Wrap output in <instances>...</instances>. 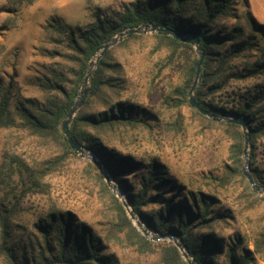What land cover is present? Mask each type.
I'll use <instances>...</instances> for the list:
<instances>
[{
  "label": "trees",
  "instance_id": "obj_1",
  "mask_svg": "<svg viewBox=\"0 0 264 264\" xmlns=\"http://www.w3.org/2000/svg\"><path fill=\"white\" fill-rule=\"evenodd\" d=\"M33 1L16 0L14 3L31 4ZM239 1L131 0L116 14H96L84 27H71L57 20L50 22L48 26L58 33V41L69 53H66V59L73 64L70 70H64L61 63L49 67L37 79L38 87L45 93L43 99L29 97L15 105L12 101L13 77L8 83L0 79V127L24 131L38 139L42 146H55L58 150L49 158L37 160L39 164L35 166L26 158L6 150L0 164V188H4L0 195V264H121L120 255L114 248L115 239L135 249L139 256L155 254L154 264H189L173 241L155 242L137 229L100 173L97 175L110 194L117 215L107 233L98 232L75 212L54 205L31 224L38 234L37 247L31 238L22 242L15 236L16 220L23 211V198L28 192L41 190L44 187L42 180L47 175L60 171L70 156L77 155L63 133L62 124L73 106L88 62L107 41L127 28L156 23L200 39L205 59L201 80L195 89L196 100L215 114H232L247 122L251 135L250 165L256 180L264 185V173L257 160L259 149L264 154V83L247 86L244 92H231L228 100L220 97L223 90L249 76L238 69L237 62L242 61L243 51L253 46L251 37H244L242 24L228 25L231 20L241 19ZM4 10L0 7V12ZM133 36L137 35L131 34L127 38ZM156 37L175 50L180 47L189 50L184 82L175 91L180 95L179 106L187 104L204 121L224 127L234 143L230 149L233 165L227 166L222 180L228 182L240 177L249 190L242 170L245 138L241 127L214 121L189 103L187 93L198 64L193 46L164 34ZM111 56L112 50H107L100 59L86 95L80 100L81 108L70 123L74 140L97 155L146 226L159 234L176 236L199 264H256L259 257H264V226L254 239L253 247L247 235L241 232L222 234L220 229L230 224L231 215L215 212L216 196L189 189L170 176L158 158L138 159L109 144L110 134L150 125L151 114L146 107L129 99L110 103L112 99L105 91L112 89L114 84L105 78L103 71L106 66L117 67L109 62ZM253 66L255 74L264 73L262 59ZM98 102L106 107L93 109ZM166 102L170 104L169 98ZM15 175L27 178V188L9 185ZM260 200L264 201V198ZM150 205L158 207L146 210Z\"/></svg>",
  "mask_w": 264,
  "mask_h": 264
},
{
  "label": "rangeland",
  "instance_id": "obj_2",
  "mask_svg": "<svg viewBox=\"0 0 264 264\" xmlns=\"http://www.w3.org/2000/svg\"><path fill=\"white\" fill-rule=\"evenodd\" d=\"M130 1L34 0L31 4H15L16 0H0V7L6 9L0 12V79L8 83L13 77V105L29 97L43 99L45 93L38 87L37 79L47 72L49 67L61 63L67 71L73 66L66 59L68 52L58 41V33L48 26L51 21L57 20L75 28L84 27L93 21L96 14H116ZM238 13L240 21L234 19L229 21L228 25L242 24L244 37H251L249 40L253 46L245 49L242 61L237 62L238 69L249 76L223 90V95L220 96L223 100H228L231 92H244L247 86L264 83V73L255 74L253 70L256 62L261 59L264 61V0H240ZM129 35L131 34L124 36L108 49L112 50L109 62L117 67L104 68L105 78L111 79L114 84L113 88L106 89L105 93L112 99L110 103L129 99L146 107L154 116L150 114L148 126L127 128L120 133L110 134L107 139L109 144L125 154L135 155L138 159L158 158L165 164L170 176L177 178L189 189L203 190L216 196L215 212L231 215L230 224L223 225L220 229L222 234L241 232L247 235L250 246L253 247L254 239L259 236L264 226V201L260 200L264 195L251 186L244 172L249 190L240 177L232 178L228 182L222 180L227 166L233 165L230 151L234 143L232 137L223 126L212 125L201 119L187 104L179 106L180 95L175 91L184 82V69L190 57L189 50L184 47L175 50L174 47L162 43L156 37L161 35L158 33H133L137 36L127 38ZM89 64L90 61L78 90L85 80ZM97 69L98 64L94 72ZM190 89L191 87L187 93L188 99ZM166 98H169L171 106L166 102ZM171 98H174V101ZM105 107L100 102L93 105V109ZM6 150L26 158L32 166L38 165L42 159L49 158L58 151L55 146H42L38 139L24 131L0 127V164ZM250 156L251 146L249 164ZM242 158L244 170V153ZM257 160L264 173V154L261 149L258 150ZM97 173L100 171L91 159L77 152L76 156H70L66 160L60 171L47 175L42 180L44 187L41 190L28 192L23 198V211L18 215L15 226L17 240L26 242L31 238L37 247L35 240L38 234L31 224L39 214L54 205L75 212L98 232L107 233L112 222L117 220V215L110 194L104 189ZM102 178L107 184L103 176ZM27 184L26 177L15 175L9 185L22 189L24 186L27 188ZM107 186L110 192L118 197L108 184ZM3 189L0 188V195ZM250 190L256 194H252ZM119 200L121 201L120 198ZM153 207L157 208L158 205H150L146 210ZM152 231L156 238L164 236ZM114 241V248L122 260L121 264L156 262L155 254L139 256L135 249L122 245L116 239ZM152 241L171 240L160 238ZM256 264H264V257H259Z\"/></svg>",
  "mask_w": 264,
  "mask_h": 264
},
{
  "label": "water",
  "instance_id": "obj_3",
  "mask_svg": "<svg viewBox=\"0 0 264 264\" xmlns=\"http://www.w3.org/2000/svg\"><path fill=\"white\" fill-rule=\"evenodd\" d=\"M158 33V34H164L167 36H170L172 38H175L181 42L190 43L194 48L198 56V64H197V70H196V76L194 78L193 84L191 86V89L189 91V102L190 104L197 108L202 114L216 120V121H225L228 123H235L238 124L244 133L245 138V146H244V156L246 159V162L244 164V174L247 177L249 183L251 186L257 190L259 193H262L264 195V186L260 185L257 180L255 179L250 164H249V151H250V141H251V135L250 131L248 129V124L245 120L236 117L232 114H215L204 107L200 105V103L196 100L195 97V89L200 81L203 63L205 59V52L201 46L200 39L197 36L184 34L181 32H178L177 30L165 27L156 23H147V24H141L137 27H131L127 28L115 36H113L109 41H107L91 58L90 64L85 76V80L83 81L80 89L77 92L75 101L73 103V106L71 110L68 112L63 124H62V130L65 134L67 141L69 142L70 146L73 150L77 151L79 154L83 156H88L91 161L98 167L100 173L106 180L107 184L114 190L116 195L121 199L123 206L125 207L129 218L131 221L137 226V228L146 236L147 238L151 240H158L160 238H168L169 240L173 241V243L180 249L182 252L185 260L189 264H199L195 258H193L188 250L183 247V245L180 243L179 239L171 234H166L164 236H160L156 238L153 235V231L140 220L139 216L134 212L132 207L129 205L127 199L125 198L124 192L122 190V187L120 184L115 183V180L112 178L111 174L108 172V170L105 168L101 160L97 157V155L89 148L79 145L73 138L72 131L70 129V123L72 122L75 114L77 113L79 107H80V100L86 95L89 83L92 79L93 72L95 66L99 63L100 59L104 56L105 52L112 47L114 44H116L117 41H119L121 38L128 34L133 33Z\"/></svg>",
  "mask_w": 264,
  "mask_h": 264
}]
</instances>
